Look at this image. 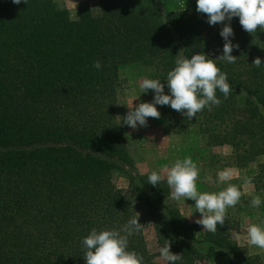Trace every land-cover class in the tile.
I'll list each match as a JSON object with an SVG mask.
<instances>
[{"label": "trees", "instance_id": "obj_1", "mask_svg": "<svg viewBox=\"0 0 264 264\" xmlns=\"http://www.w3.org/2000/svg\"><path fill=\"white\" fill-rule=\"evenodd\" d=\"M196 7L197 0H98L96 9L84 5L71 16L57 0H0V264H86L82 241L91 230L124 235L132 217L143 224L127 250L142 264H171L159 251L166 240L182 255L175 264L213 255L224 264H264L233 236L242 212L264 214V30L253 36L234 17L238 57L220 61V31L229 21L210 25ZM196 53L216 59L229 96L217 89L220 105L193 120L161 106L157 121L174 130L196 125L208 144L230 148L229 164L249 172L226 181L242 199L227 209L224 225L201 236L166 178L153 186L151 171L131 170L119 115L127 86L145 76L168 88L176 59ZM258 56L259 68L252 64ZM121 171L125 186L116 179Z\"/></svg>", "mask_w": 264, "mask_h": 264}, {"label": "clouds", "instance_id": "obj_2", "mask_svg": "<svg viewBox=\"0 0 264 264\" xmlns=\"http://www.w3.org/2000/svg\"><path fill=\"white\" fill-rule=\"evenodd\" d=\"M27 2L28 0H24V3ZM12 3L19 5L21 0H12ZM196 11L206 14L207 22L210 25L223 23L225 20L229 21L220 31V36L225 41L223 54L216 57L220 61L235 63L238 57L232 54L234 48H239V44H233L231 39L234 36V31L230 22L234 17H239L242 28L253 36L258 28L264 30V0H197ZM208 57V54L196 53L190 59L177 58L176 66L167 73L166 78L170 94H165V84L161 80L142 79L139 82L141 93L152 90L155 93L154 98L150 102H141L136 106L126 104L130 110L123 117V124L133 129L138 126H148V118L159 119L161 116L157 105L170 106L188 120L196 118L197 113L205 107L211 111L212 106H219L221 100L217 98V89L223 93L225 98L229 96L232 89L227 82V74L217 66L216 59ZM252 64L257 68L261 67V58L256 57ZM93 66L97 69L102 67L99 60L95 61ZM233 175V170L226 168L217 173L218 181L221 183L230 181ZM165 176L167 185L171 189L172 199L178 202L182 199L186 201L189 198L194 200L195 212L198 211L202 214L194 222L203 226V230L212 233L217 231L218 225H224L227 209L234 207L243 195L236 185L230 183L218 193L199 192L197 189L199 168L191 157L177 160L173 166L165 167L159 172L151 171L147 180L148 183L155 186L159 185ZM206 179L211 181L212 178L207 177ZM246 183H251V181L247 180ZM250 203L251 206L258 208L261 205V198L254 196ZM191 216L192 214L185 218H191ZM142 224L139 218H130L122 229L124 235L117 230L106 229L98 232L96 229H92L82 241L86 249L83 255L86 264H142V256H139L135 251L127 250L128 237L139 233ZM246 234L249 246L264 249V226L248 225ZM233 236L238 242L240 241L241 237L238 233H234ZM236 245L241 247L239 243ZM170 249L171 243L166 240L165 245L159 249L160 255L164 260L175 264L182 259V255L173 253Z\"/></svg>", "mask_w": 264, "mask_h": 264}, {"label": "rangeland", "instance_id": "obj_3", "mask_svg": "<svg viewBox=\"0 0 264 264\" xmlns=\"http://www.w3.org/2000/svg\"><path fill=\"white\" fill-rule=\"evenodd\" d=\"M60 5L65 6L71 16H75L79 7L89 5L93 9L98 7V0H57ZM225 20L223 23H226ZM222 23V24H223ZM221 24V23H220ZM145 76L139 77L136 83L127 86L125 91L123 109L120 110V120L127 115L130 110L127 105L136 106L141 102H150L154 98V91L150 90L147 93H141L139 82ZM165 94H170V89L165 88ZM138 97V98H137ZM133 102V105H132ZM127 104V105H126ZM158 110L162 115L161 105H157ZM174 113H177L175 111ZM123 124V122H122ZM124 135L128 145L131 157L134 160V166L131 169L135 172L160 171L161 169L174 165L175 161L183 160L191 157L193 162L199 168V177L197 179V189L199 192H219L222 187L228 186L227 182H219L217 173L226 168L233 170V177L242 180L249 174L247 168L237 169L232 162L230 156V148L227 146H212L207 143L206 137L200 135L196 130V125H188L185 128L179 127V130H174L169 126H162L157 119L148 118V126L137 127L133 129L125 124ZM127 133V134H126ZM211 177V181L206 178ZM166 178V176H165ZM116 179L119 185L127 184V177L121 171L116 173ZM245 189L247 184L243 186ZM248 189V188H247ZM242 199V197H241ZM240 199V200H241ZM182 210L185 215L192 214L191 218L196 220L202 214L196 211L195 201L187 199L184 201L173 200ZM241 228L238 234L240 242L247 244L246 228L248 225L257 224L264 226V214L261 212H242ZM243 226V227H242ZM203 226L199 231V236L203 235ZM251 252H256L264 256V249L256 246H249ZM223 256L213 255L208 259H202L199 264H224Z\"/></svg>", "mask_w": 264, "mask_h": 264}]
</instances>
